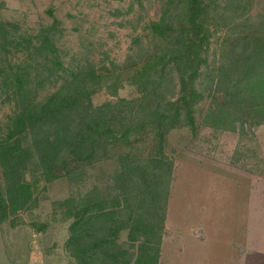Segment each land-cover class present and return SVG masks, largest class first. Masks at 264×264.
Listing matches in <instances>:
<instances>
[{"label": "trees", "instance_id": "1", "mask_svg": "<svg viewBox=\"0 0 264 264\" xmlns=\"http://www.w3.org/2000/svg\"><path fill=\"white\" fill-rule=\"evenodd\" d=\"M259 2L164 0L158 18L139 25L142 34L133 29L126 59L107 65L66 64L55 17L21 41L0 19V86L9 107L0 123V226L36 207L46 184L67 178L81 186L87 168L112 159L104 189L57 202L71 220L65 248L74 264H158L170 133L264 124ZM21 45L25 61L1 60ZM124 84L137 95L118 96ZM48 85L55 88L38 99ZM102 89L111 98L94 105Z\"/></svg>", "mask_w": 264, "mask_h": 264}, {"label": "rangeland", "instance_id": "2", "mask_svg": "<svg viewBox=\"0 0 264 264\" xmlns=\"http://www.w3.org/2000/svg\"><path fill=\"white\" fill-rule=\"evenodd\" d=\"M163 1L0 0V19L11 23L13 39L21 41L55 17L61 30L56 45L66 64H120L130 53L133 29L142 34L139 25L157 19ZM263 3L260 0L258 7ZM23 48H11L1 60L25 61ZM54 88L40 89L37 98ZM117 94L137 95L128 84ZM110 98L102 89L92 102L98 105ZM8 109L0 86V123ZM165 152L173 165L158 264H198L204 251L228 258L249 242L264 250V124L237 131L201 125L195 132L177 128L170 133ZM114 167L116 163L108 159L87 168L78 187L67 178L46 184L37 193L36 207L0 226V264H74L65 248L71 220L63 218L57 202L95 186L104 189ZM200 227L208 233L204 247ZM124 237L122 232L120 239Z\"/></svg>", "mask_w": 264, "mask_h": 264}, {"label": "crops", "instance_id": "3", "mask_svg": "<svg viewBox=\"0 0 264 264\" xmlns=\"http://www.w3.org/2000/svg\"><path fill=\"white\" fill-rule=\"evenodd\" d=\"M200 228L203 233L200 245L204 247L208 238V233L205 228ZM251 243L252 242H249L246 245L248 247H244L243 250L232 253L228 258L222 256L217 258L215 254L204 251V253L200 255L198 264H264V250L254 249Z\"/></svg>", "mask_w": 264, "mask_h": 264}]
</instances>
